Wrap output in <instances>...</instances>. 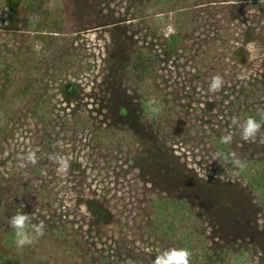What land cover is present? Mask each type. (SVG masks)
<instances>
[{
  "label": "rangeland",
  "instance_id": "374dc122",
  "mask_svg": "<svg viewBox=\"0 0 264 264\" xmlns=\"http://www.w3.org/2000/svg\"><path fill=\"white\" fill-rule=\"evenodd\" d=\"M159 1L178 13L150 10L158 0H48L63 19L45 48L27 0H0V264H153L172 247H188L190 264H264V127L245 142L233 124L262 119L264 14L236 0ZM179 14L189 28L168 57L163 30ZM139 48L159 56L145 88L127 74ZM23 71L34 90L5 101ZM121 116L152 139L149 157ZM99 128L114 146L99 145ZM28 151L37 163L21 168ZM218 151L247 167L236 174ZM22 204L46 229L17 249L8 218Z\"/></svg>",
  "mask_w": 264,
  "mask_h": 264
},
{
  "label": "trees",
  "instance_id": "16d2710c",
  "mask_svg": "<svg viewBox=\"0 0 264 264\" xmlns=\"http://www.w3.org/2000/svg\"><path fill=\"white\" fill-rule=\"evenodd\" d=\"M243 1L245 7L257 8L264 14V2L260 0H236ZM156 3H162L158 6L154 4L151 6L150 10L161 13H178L177 10H173V6H167L169 1H159ZM27 11L31 15H35L38 20L34 30L35 36L34 40L43 44L45 48L53 47L58 41L57 35L61 33L62 30V15L53 8L48 6V0H27ZM175 26L166 28L163 30V34L166 40L163 47L165 46L164 54L166 56H172L176 51L174 48L175 45L182 40V37L186 35V31L189 26L184 20H182L180 14L175 18ZM167 31V32H166ZM166 32V33H165ZM159 63V56L152 53L150 50L138 49L132 55V61L129 69L127 70L128 77L130 80L137 86L140 87H149L148 80L156 69V65ZM35 78L30 76L27 71H23L20 74H14L11 79L8 80V83L5 85V91L3 98L5 101H19L24 97L28 96L35 87ZM148 92V91H147ZM120 122H118L119 127H126L130 136L139 144L143 145L144 156L151 155V152L154 150L152 139L149 138L148 134L142 132L135 128L137 118L131 120L132 118L121 116ZM122 122V123H121ZM112 132L118 131L115 125L109 127ZM144 131V130H143ZM1 136V132H0ZM97 141L100 146L109 145L114 146L115 142L112 139L111 135L108 134L103 128H99V132L96 135ZM119 142L120 140L117 139ZM154 143V142H153ZM150 145L151 147H148ZM40 173V172H39ZM182 212H185V209L182 205H179ZM185 214L183 213V216ZM176 216L172 218L174 222ZM191 220V214L184 217L180 222V227H185V222ZM171 222V223H172ZM183 223V224H182ZM180 237V236H179ZM177 243L186 247L184 240L180 237L176 239ZM188 248V247H187ZM189 250V249H188ZM192 253V251L190 250ZM192 257L195 258V254L192 253Z\"/></svg>",
  "mask_w": 264,
  "mask_h": 264
},
{
  "label": "clouds",
  "instance_id": "9594fccd",
  "mask_svg": "<svg viewBox=\"0 0 264 264\" xmlns=\"http://www.w3.org/2000/svg\"><path fill=\"white\" fill-rule=\"evenodd\" d=\"M223 76L220 74L214 75L209 83V91L212 93L220 92L224 86ZM259 115L262 119L257 120L254 116H247L242 121L233 120V124L238 126L240 139L245 142H254L261 128L264 127V110ZM233 140L232 134H226L220 137L221 145H230ZM216 157L223 159L228 164H232L237 170L236 174L243 171L247 167V162L235 157V154H225L218 151ZM35 151H28L26 155L21 157L22 161L19 167H27V164L35 165L37 163ZM57 165V171L66 174L70 168L69 158L63 155H55L50 157ZM24 205H21V210L15 212L8 218L10 228L13 230L14 244L17 249H24L27 246L33 245L45 234L46 225L43 221L34 223L35 217L23 211ZM192 253L187 248L172 247L161 251L155 256L153 264H190Z\"/></svg>",
  "mask_w": 264,
  "mask_h": 264
}]
</instances>
